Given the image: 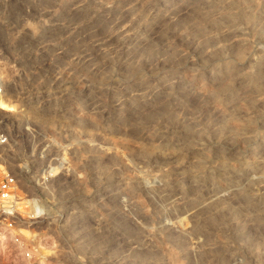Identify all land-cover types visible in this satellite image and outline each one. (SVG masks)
<instances>
[{
	"label": "rangeland",
	"instance_id": "obj_1",
	"mask_svg": "<svg viewBox=\"0 0 264 264\" xmlns=\"http://www.w3.org/2000/svg\"><path fill=\"white\" fill-rule=\"evenodd\" d=\"M0 101V264H264V0H0Z\"/></svg>",
	"mask_w": 264,
	"mask_h": 264
},
{
	"label": "built area",
	"instance_id": "obj_2",
	"mask_svg": "<svg viewBox=\"0 0 264 264\" xmlns=\"http://www.w3.org/2000/svg\"><path fill=\"white\" fill-rule=\"evenodd\" d=\"M4 140L5 138L0 136V142H4ZM15 185L16 178L13 174L5 172L0 177V243L15 237L14 233L13 235L11 234V229H17L18 231L27 230L23 221L25 219L17 207L19 201L16 198ZM30 212L29 218L31 219L38 215L37 206L34 203H32ZM29 240L31 241L30 237ZM28 254L26 251V255Z\"/></svg>",
	"mask_w": 264,
	"mask_h": 264
},
{
	"label": "bare ground",
	"instance_id": "obj_3",
	"mask_svg": "<svg viewBox=\"0 0 264 264\" xmlns=\"http://www.w3.org/2000/svg\"><path fill=\"white\" fill-rule=\"evenodd\" d=\"M0 107H10V106H9V105H6V104H4L2 101H0ZM20 231H21V230H20ZM22 231H23V232H27V236H29V237L31 238V240H33L34 242H36V245L39 244L40 237H38L37 234H36L35 232H33V234H32V232L29 233L28 230H22ZM29 237H28V238H29ZM37 247L42 248L41 253H43V254L49 252L48 249L43 248V246H41V245H38ZM36 249H37V248H36Z\"/></svg>",
	"mask_w": 264,
	"mask_h": 264
}]
</instances>
